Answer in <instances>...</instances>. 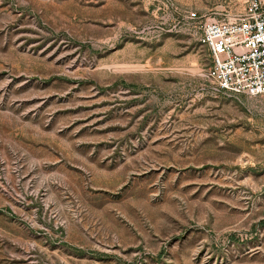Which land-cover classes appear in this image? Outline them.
Here are the masks:
<instances>
[{"label": "rangeland", "instance_id": "374dc122", "mask_svg": "<svg viewBox=\"0 0 264 264\" xmlns=\"http://www.w3.org/2000/svg\"><path fill=\"white\" fill-rule=\"evenodd\" d=\"M242 8L0 0V264H264V97L188 18Z\"/></svg>", "mask_w": 264, "mask_h": 264}, {"label": "built area", "instance_id": "2783aa9c", "mask_svg": "<svg viewBox=\"0 0 264 264\" xmlns=\"http://www.w3.org/2000/svg\"><path fill=\"white\" fill-rule=\"evenodd\" d=\"M236 12L189 11L207 49L216 93L264 97V0H242Z\"/></svg>", "mask_w": 264, "mask_h": 264}]
</instances>
